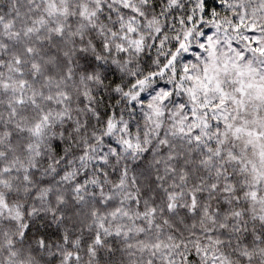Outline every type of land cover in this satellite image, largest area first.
<instances>
[{
    "label": "snow or ice",
    "instance_id": "6c2138e0",
    "mask_svg": "<svg viewBox=\"0 0 264 264\" xmlns=\"http://www.w3.org/2000/svg\"><path fill=\"white\" fill-rule=\"evenodd\" d=\"M0 264H264V0H0Z\"/></svg>",
    "mask_w": 264,
    "mask_h": 264
}]
</instances>
